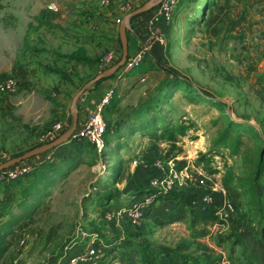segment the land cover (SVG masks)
Here are the masks:
<instances>
[{"label": "rangeland", "instance_id": "rangeland-1", "mask_svg": "<svg viewBox=\"0 0 264 264\" xmlns=\"http://www.w3.org/2000/svg\"><path fill=\"white\" fill-rule=\"evenodd\" d=\"M147 1L0 0V80L12 77L18 83L16 92L0 95V164L46 143L54 123L66 127L72 112L82 117L103 91L113 95L103 114L102 148L71 134L47 159L33 157L40 158L34 170L16 180L17 187L41 182L28 199V211L15 189L0 183V234L12 233L0 264H67L86 244L97 254L90 264H119L104 249L117 245L131 253L129 234L141 227L139 243L162 262L165 247L189 242L186 226L163 215L169 208L162 201L171 195L181 204L201 176L204 184L197 190L232 204L240 224L233 233L228 224L218 226L204 241L224 254L240 248L235 239L242 233L248 232V247L264 244V211L252 218L242 187L244 158L264 150V3L178 0L173 19L161 27L164 44L153 42L139 68L129 74L118 69L72 106L78 90L100 71L102 54L113 51L120 58V23ZM125 27L142 45L145 35L140 39L132 19ZM79 56L93 61L80 62ZM116 75L118 84L105 89L104 82ZM228 124L242 130L238 154L215 146ZM166 129L176 135L173 146L159 136ZM229 134L232 138L235 131ZM200 154L207 166L196 164ZM209 168L215 172L209 174ZM259 182L264 200V174ZM148 193L155 198L149 214L136 225L124 219L122 209L130 200ZM159 216L164 219L156 220ZM224 237L228 240L218 249L215 242ZM133 255L130 264H145ZM247 260L243 256L239 263Z\"/></svg>", "mask_w": 264, "mask_h": 264}, {"label": "trees", "instance_id": "trees-1", "mask_svg": "<svg viewBox=\"0 0 264 264\" xmlns=\"http://www.w3.org/2000/svg\"><path fill=\"white\" fill-rule=\"evenodd\" d=\"M256 4H262L264 3V0H255ZM149 12L142 13L137 16L147 15ZM135 16V17H137ZM135 17L131 18L134 19ZM74 59V58H73ZM80 62H91L93 60L87 59L86 57L79 56L76 58ZM119 58L113 63L115 64ZM112 64V65H113ZM106 69V68H105ZM121 69V68H119ZM104 70V69H103ZM100 70L99 72L103 71ZM98 72V73H99ZM172 73V72H170ZM114 74H111L109 77H112ZM109 77L102 78L99 81L95 82L93 85L98 84L100 81L105 80ZM185 83L186 80H185ZM83 86V85H82ZM112 100V99H111ZM71 123V122H70ZM70 123L65 127L64 132L68 130L70 127ZM235 131L234 137H230L229 131ZM105 134V133H104ZM160 137H164L167 141L171 143V145H175L176 143V135L172 130H164L161 134H159ZM242 130L240 128H232L231 124L225 125L223 131L218 134L215 140V146H226V148L230 149L232 154H238V149L242 146ZM54 139V138H53ZM51 139V140H53ZM50 140V141H51ZM49 142V141H48ZM23 153H20L16 156H20ZM35 157V156H34ZM206 158L205 154H200L197 160V165L203 164L204 166L208 165L209 160H205ZM246 161V164H248L247 169L244 173V178L242 180V187L245 188L244 190L245 194L248 196L247 205L250 207L249 212H255L253 215V219H258L260 216H262L264 211V200L260 196L259 189H260V178L264 174V150L261 153H257V155L253 156L252 158H244ZM209 174H213L215 170L209 168ZM23 178V177H21ZM20 179V178H19ZM198 179H203L202 176ZM18 180V179H16ZM13 180L6 184L10 185L7 186L10 189L14 188L15 192L19 194V196L22 198L23 202V209L28 211L30 208V204H28V199L31 198L33 195L38 193L39 191V185H41V182L33 181L28 184H19L17 187V181ZM49 181L52 183V178L49 179ZM201 190H194L187 193L186 199L183 204H180L179 202H174L176 205V208L171 212L169 222L173 221H179L183 223L187 230H188V239L184 240L185 242H181L180 244H177L175 247H165V250L167 251V259L162 260V264H172L175 259L170 256V254H173L179 259L188 258L192 263L194 264H240L239 260L234 257V248H231L226 252L225 254L222 251H216L215 248L210 247L206 241H204V238H213L212 235V227L217 225H226L230 226L231 233L234 232V230H237L238 225H240L238 222H236V218H233L230 216L228 222H224L218 216L215 214V211L212 209L213 206L206 208L205 210H201L199 208V201L197 199L200 198L201 195H203V192H199ZM172 200L171 195L167 196ZM166 197V198H167ZM216 203H219L218 200H216ZM151 209V208H150ZM150 210L145 212V215H148ZM8 217L11 216L10 213H8ZM20 218V216H18ZM15 221V220H14ZM8 223H13V221L8 220ZM239 228V227H238ZM11 231V230H10ZM228 235L227 237L231 238L232 235ZM12 233H6V234H0V255L3 253H6L9 250L10 244L7 240H5L6 237H8ZM3 235V236H2ZM234 235V234H233ZM228 240V238H219L217 242V247L220 249L223 248V241ZM187 241V242H186ZM240 244V239L237 237L235 239V245ZM120 244H123L120 242ZM195 245L193 248L192 246ZM197 246V247H196ZM114 249H109L106 247L104 251H111V255L117 259L119 264H130V255L129 252L124 249L115 246ZM234 247V246H233ZM109 249V250H108ZM141 249V248H140ZM107 253V252H105ZM117 257V258H116ZM140 259L145 264H157V260L148 252V249L144 247L140 250ZM87 262V263H86ZM92 261L88 260L85 261L84 264H90ZM176 262V261H175ZM83 263V262H80ZM250 264V262H248Z\"/></svg>", "mask_w": 264, "mask_h": 264}, {"label": "built area", "instance_id": "built-area-1", "mask_svg": "<svg viewBox=\"0 0 264 264\" xmlns=\"http://www.w3.org/2000/svg\"><path fill=\"white\" fill-rule=\"evenodd\" d=\"M177 1L178 0H159V2L152 8L153 10L149 11V13L145 16V39H143L142 45H139L137 53H135L131 57H128L124 65L121 67L120 70H122L123 73L129 74L142 65L145 60L146 54L152 48L151 45L153 42L160 45L164 44V33L161 27L164 24L169 23L173 19ZM116 60L117 57L113 51H106L100 57L99 66L101 69H105L112 65ZM141 81H144V79L142 78ZM17 89L18 83L14 78L6 77L0 80V95L14 93L17 91ZM112 98V92L107 91L97 98V101L93 104V106L87 107L85 110H82L81 114L83 116H79L77 128L72 133V137L74 138L83 136L90 142L94 143L98 148H102V139L105 133V122L103 119V114L105 108L110 103ZM64 129L65 127L61 122L54 123L47 134H45V140L48 142L51 139L56 138L64 131ZM49 152H51V150L40 154L41 158L47 159ZM37 159H34L32 157L15 165H12L9 168L1 170L0 183H8L10 181L19 179L26 174H29L39 163L35 161ZM155 167L161 169L159 163H156ZM173 175L174 178L177 177V173L175 171L173 172ZM186 176L191 179L190 176ZM197 183L199 184L195 185L193 183L194 186L190 183V186H193L191 191L196 190L198 186L204 184V180L197 179ZM198 201L200 203L199 208L201 210H205L206 208H208V206H213L212 209L215 211V214L224 222H228L230 216H232L235 211L233 205L226 202L225 200H218L219 203H216V199L210 193L203 194ZM154 202V196L148 193L145 196L143 195L130 200L128 209L124 208L122 209V211L128 214L127 216L130 223L136 225L139 223L145 212L150 210L151 205ZM218 226L223 225L215 224L212 229ZM81 251V253L71 257L69 263L76 264L84 262V260L94 261L93 259L97 255L95 249L91 244H86V246Z\"/></svg>", "mask_w": 264, "mask_h": 264}, {"label": "water", "instance_id": "water-1", "mask_svg": "<svg viewBox=\"0 0 264 264\" xmlns=\"http://www.w3.org/2000/svg\"><path fill=\"white\" fill-rule=\"evenodd\" d=\"M158 2H159V0H149L145 4H143L141 7L131 11L130 13H128L127 15H125L123 17V19L120 23V27H119V39H120V43H121V56H120L119 60L115 64H113V65L107 67L106 69H104L103 71L97 73V75H95L92 79L85 82L83 84V86L75 94V96L73 97L72 106H74L76 100L78 98H80L81 95L91 85H93L95 82L99 81L102 78L109 77L111 74L115 73L119 68H121L124 65L125 61L128 58V39H127L125 22L128 21L129 19L137 16V15L148 12ZM77 124H78V115L76 113L72 112V122H71L70 129L68 131L61 133L59 136H57L56 138H54L53 140H51L49 142H46L44 144H41L39 146H36V147L24 152L20 156L12 157V158H9L8 160L2 162L0 164V171L3 169L9 168L12 165H15L21 161H24V160H27V159L32 158L34 156H37L43 152L49 151V150L57 147L58 145L62 144L63 142L67 141L69 139V137L71 136V134L76 130Z\"/></svg>", "mask_w": 264, "mask_h": 264}, {"label": "crops", "instance_id": "crops-1", "mask_svg": "<svg viewBox=\"0 0 264 264\" xmlns=\"http://www.w3.org/2000/svg\"><path fill=\"white\" fill-rule=\"evenodd\" d=\"M132 21H133V24L135 25V28H137V31H138V35L140 36V39H141V37H142V34L144 33L145 34V27H146V24H145V16H144V14L142 15V16H137V17H135L134 19H132ZM126 32H127V39H128V57H131V56H133L135 53H137V50H138V48H139V45H138V41L137 40H132L131 38V36H136L135 35V32L134 31H132V33L129 31V30H126ZM98 72V71H97ZM107 82H104V83H106L105 84V89H107V87H108V85L107 84H109L111 87H115L117 84H118V76L116 75V76H114L113 78H110V80H106ZM104 89V90H105ZM103 93H104V91H103ZM102 93V94H103ZM84 94V93H83ZM101 94V95H102ZM95 99V96L93 97V99H92V101ZM86 108L88 107V104H87V106H85ZM7 189H9V187H7ZM13 189V188H12ZM186 195H185V197H184V200L186 199V196H187V193H185ZM177 201H180V200H177ZM163 203H166L168 206V208H169V210H168V213H166V214H163L164 216H166L167 217V215H168V217H167V220H169V218H170V215L172 214L171 212L176 208V205H175V203L172 201V200H166V201H162ZM183 202L184 201H181V204H183ZM173 206V207H172ZM121 214V213H120ZM123 214H125V215H123V217H124V219H127L128 218V216H127V213H125V212H123ZM155 217V216H154ZM150 218V217H149ZM148 218V219H149ZM158 219H164V218H161V216H159V218H156V220H158ZM166 220V221H167ZM164 221V220H163ZM175 223H180L179 221H174ZM117 226V225H116ZM143 227H145V225L143 226ZM143 229L144 228H139L137 231H138V233H135V234H129L132 238L131 239H133V240H131L132 242H131V244L133 245V247L135 248V250H133L131 253H130V251L129 250H127L130 254H131V257L132 256H134L133 254H135V259L137 258L136 257V255H138V256H140V250L144 247L141 243H139V241H141V239H143V237H142V235H141V237H140V233H143L144 231H143ZM116 230H118V229H116ZM119 231V230H118ZM219 231V228L217 229V228H213L212 229V235H214L215 233H217ZM145 234V233H144ZM247 234H248V232L247 233H242V236L240 237V248L237 250V247H236V249L234 248V256H236V255H238V257H239V260L242 262V258H243V256L244 257H246L248 260V262H250V264H264V244H262V243H256L254 246L253 245H251V247H248L247 246V244L245 243V241H246V237H245V235L247 236ZM139 236V237H138ZM208 238L206 237V238H204L203 240H207ZM139 240V241H138ZM138 241V242H137ZM137 242V244H134V243H136ZM207 243V242H206ZM210 247H212L213 248V246H211L209 243H207ZM142 246V247H141ZM141 248V249H140ZM218 248V247H217ZM220 248V247H219ZM218 248V249H219ZM215 250H216V248H215ZM217 251V250H216ZM226 252H228V250L226 251ZM237 252H239V254H236ZM243 256H242V255ZM176 261V262H175ZM172 264H194V263H192L190 260H184V259H179V258H177V260H175ZM67 264H69V263H67ZM157 264H162V263H160V262H158Z\"/></svg>", "mask_w": 264, "mask_h": 264}, {"label": "clouds", "instance_id": "clouds-1", "mask_svg": "<svg viewBox=\"0 0 264 264\" xmlns=\"http://www.w3.org/2000/svg\"><path fill=\"white\" fill-rule=\"evenodd\" d=\"M49 7L55 9V5L54 4H50Z\"/></svg>", "mask_w": 264, "mask_h": 264}]
</instances>
